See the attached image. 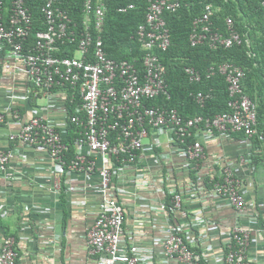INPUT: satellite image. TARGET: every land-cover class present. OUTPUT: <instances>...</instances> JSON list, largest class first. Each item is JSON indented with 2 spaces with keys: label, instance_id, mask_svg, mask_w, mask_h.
<instances>
[{
  "label": "built area",
  "instance_id": "obj_1",
  "mask_svg": "<svg viewBox=\"0 0 264 264\" xmlns=\"http://www.w3.org/2000/svg\"><path fill=\"white\" fill-rule=\"evenodd\" d=\"M185 1L146 0L144 20L135 32L142 56L139 60H128L111 57L104 49L101 38L107 10L104 0H83V27L78 38L74 30H68L70 19L59 6V0H43L41 12L46 29L37 31L35 40L28 46L25 43L32 33V17L25 0L9 3L0 0V48H4L5 58L18 63L16 70L24 73L31 84L24 96L10 97L26 100L33 95L46 101L43 106L32 108L29 119L20 123L17 132L7 133V139L12 146L19 142L47 156L52 165L51 192L61 194L65 185L66 193H88L97 199V209L85 236L88 253L98 254L99 264H140L139 247L128 243L134 234L130 232L128 241L123 240L125 203L138 197V190L145 182L154 186L167 182L165 189L171 194L172 211L183 209L186 196L199 197L204 192L194 183L186 191L174 188L175 181L164 172V169L170 172L172 166L162 165L161 153L162 158L183 157L189 166H197L205 157L204 146L196 138L202 130L216 131L225 137L243 133L249 145V138L256 133V103L243 93L244 70L234 63L211 65L205 72L191 65L182 68L190 82H200L215 74L223 76L228 88L229 111L211 118L201 115L185 118L174 107L148 104L161 97L170 98L159 54L170 45L166 15L176 12ZM133 7L130 3L118 11ZM218 9L215 4H204L201 14L192 21L190 44L229 48L243 41L248 43L244 34L234 28L230 17L226 18V34L216 28L213 15ZM241 26L245 31V23ZM58 39L75 44L73 56L53 54L58 50L55 46ZM192 97L202 106L207 95L198 91ZM51 109L58 111L60 118L50 116ZM15 116L20 120L17 113ZM162 134L166 139H159ZM191 136L195 140L188 141ZM70 144L74 152L69 159ZM12 146L0 152V170H5L14 157ZM151 158L159 162L153 173L147 164ZM241 162L247 165L252 159L248 155ZM72 175L81 177L82 183H72ZM218 175L211 191L236 212H242L246 201L240 191V179L229 165L221 167ZM150 200L155 204L150 208L152 211L166 210L163 199ZM72 203L83 206L85 200L73 199ZM218 227L216 222H211L207 228L217 231ZM164 232L165 259L178 264H204L201 255L192 250L174 227H166ZM249 239V230L236 224L229 234L223 264H251L245 256ZM0 264H18L14 237L3 240Z\"/></svg>",
  "mask_w": 264,
  "mask_h": 264
},
{
  "label": "crops",
  "instance_id": "obj_2",
  "mask_svg": "<svg viewBox=\"0 0 264 264\" xmlns=\"http://www.w3.org/2000/svg\"><path fill=\"white\" fill-rule=\"evenodd\" d=\"M17 64L5 58L4 48H0V152L12 146L6 134L17 132L20 123L31 116L32 108L46 104L43 97L33 95L26 100L10 97L24 96L31 86L25 74L16 70ZM48 114L60 118L55 109ZM162 135L159 139H166ZM196 138L205 149V157L197 166H189L183 157L162 158V153L159 160L162 165L172 166L170 172L166 169L164 172L168 173L167 178L177 179L179 189L186 191L194 183L187 178L189 172H194L193 178L197 180L193 185L204 192L199 197L186 196L183 209L173 211L170 218L166 210L150 209L155 205L150 198L162 199L166 186L145 182L138 197L125 203L123 240L128 241L130 232L134 234L128 243L139 247L140 264H178L165 259L162 251L164 229L174 227L192 250L201 255L204 264H223L229 234L239 224L249 230L246 259L251 264H264V160L244 165L241 158L249 155L250 145L237 133L225 137L216 131L202 130ZM12 148L14 157L5 170H0V247L5 238L14 237L18 264H99V255L88 253L85 236L97 209V199L88 193L51 192L52 165L47 156L19 142ZM156 163L159 164L153 158L147 159L150 172L156 171ZM225 165L241 181L240 191L246 201L242 212H236L204 184L208 178L219 177V170ZM70 179L77 185L83 181L77 175ZM73 199H84L85 204L74 205ZM211 222L218 224L217 231L208 230Z\"/></svg>",
  "mask_w": 264,
  "mask_h": 264
},
{
  "label": "trees",
  "instance_id": "obj_3",
  "mask_svg": "<svg viewBox=\"0 0 264 264\" xmlns=\"http://www.w3.org/2000/svg\"><path fill=\"white\" fill-rule=\"evenodd\" d=\"M5 1L9 3L10 0ZM104 1L107 7L101 32L104 49L109 56L116 59H141L142 51L136 40L135 32L138 25L144 20L146 0ZM207 2L219 7L213 15L216 28L226 34V18L230 17L234 28L244 34L243 38L248 39V43L243 41L242 44L233 45L229 48L207 45L192 46L189 42L192 21L201 14L202 8ZM130 3L134 4L132 9L118 11L119 7ZM42 4L43 0H25V6L32 17V33L25 43L26 46L33 43L34 34L37 31L46 29L45 19L41 12ZM59 6L69 16L68 30H74L75 38H78L83 27V0H59ZM166 20L170 31V45L167 50L159 54V57L165 68L170 98L165 100L161 97L149 101L148 104L174 107L185 118L196 115L211 118L218 113L229 111L228 88L223 76L215 74L211 78L204 77L200 82H190L182 68L185 65H191L199 71L205 72L209 66L222 62L237 64L244 70V76L241 79L242 91L256 103V133L249 138L251 144L249 155L253 163L263 161L264 0H187L176 12L166 15ZM243 23L246 25L245 31L241 28ZM55 46L58 48L57 51L53 52L55 56L70 57L74 55L75 44H69L67 39L56 40ZM198 91L207 95L202 106L197 104L192 97V94ZM69 131L73 132V128L69 127ZM237 136L246 138L243 133H237ZM187 140L193 141L195 138L191 136ZM73 152L74 148L70 144L67 151L69 159L73 156ZM193 175L194 172H189L187 178L195 183L197 179L193 178ZM218 179V176L213 180L208 178L204 184L210 189L212 183ZM176 180L174 188L177 189ZM162 186H166V183ZM64 189L65 185L62 186L61 194H64ZM162 196L166 204V211L171 218L174 216L171 194L164 189ZM5 235L8 236V233Z\"/></svg>",
  "mask_w": 264,
  "mask_h": 264
},
{
  "label": "rangeland",
  "instance_id": "obj_4",
  "mask_svg": "<svg viewBox=\"0 0 264 264\" xmlns=\"http://www.w3.org/2000/svg\"><path fill=\"white\" fill-rule=\"evenodd\" d=\"M38 103H39V104H43L44 102H43V101H39ZM162 137H164V136L162 135Z\"/></svg>",
  "mask_w": 264,
  "mask_h": 264
}]
</instances>
